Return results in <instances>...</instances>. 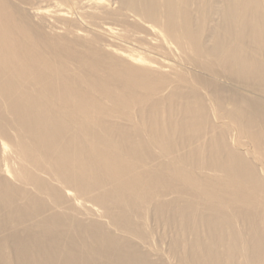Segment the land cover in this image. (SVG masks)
I'll return each mask as SVG.
<instances>
[{
  "label": "bare ground",
  "instance_id": "obj_1",
  "mask_svg": "<svg viewBox=\"0 0 264 264\" xmlns=\"http://www.w3.org/2000/svg\"><path fill=\"white\" fill-rule=\"evenodd\" d=\"M0 264H264V0H0Z\"/></svg>",
  "mask_w": 264,
  "mask_h": 264
}]
</instances>
